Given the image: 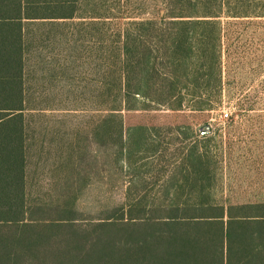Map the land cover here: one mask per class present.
<instances>
[{
    "label": "trees",
    "instance_id": "16d2710c",
    "mask_svg": "<svg viewBox=\"0 0 264 264\" xmlns=\"http://www.w3.org/2000/svg\"><path fill=\"white\" fill-rule=\"evenodd\" d=\"M152 7L114 31L108 0H0V264H264V202L213 203L191 174L195 199L182 201L177 174L210 165L197 146L160 185L163 203L132 197L145 182L132 172L127 203L102 218L80 211L101 165L123 161L131 173L137 154L158 152L133 125L142 113L204 112L183 90L198 88L199 72L220 83V19L248 17L222 15L218 0ZM92 141L103 159L89 158Z\"/></svg>",
    "mask_w": 264,
    "mask_h": 264
},
{
    "label": "rangeland",
    "instance_id": "374dc122",
    "mask_svg": "<svg viewBox=\"0 0 264 264\" xmlns=\"http://www.w3.org/2000/svg\"><path fill=\"white\" fill-rule=\"evenodd\" d=\"M130 1L134 3L131 7L126 0H108L115 9L111 22L114 31L135 20L139 13H148L144 19H149V14L157 11L152 7L153 0ZM140 2L143 7L137 6ZM218 2L223 6L222 15L234 13L248 17L223 16L220 19L223 28L220 83L208 82L204 73L199 72L196 74L198 88L183 90L184 94L201 98L204 112L187 110L184 115H177L162 108L142 113L143 117L134 120L133 125L147 127L146 138L157 145L158 152L137 154L131 173L123 161L117 166L107 164L108 161L97 172H92L93 180L82 190L79 199L80 211L85 216L102 218L109 211L106 207L127 203L132 172L145 177V182L133 187L132 197L146 195L147 203H163L158 192L160 185L180 167L193 146L198 147L197 157L203 155L210 165L203 175H195L189 169L177 174L178 185L183 186V202H193V190L199 186V183H186L183 178L187 174L193 179H203L202 185L209 191L208 200L213 203L227 206L229 203L264 202V0ZM215 76L217 79V73ZM89 144L92 148L89 158L100 154L103 159L105 146L94 141ZM42 146L46 149L47 144ZM50 146L52 157V149L56 146ZM36 159L31 158L30 166L36 164L37 173L42 171L43 164L36 163ZM38 186L42 193L50 189L45 176L39 177Z\"/></svg>",
    "mask_w": 264,
    "mask_h": 264
},
{
    "label": "built area",
    "instance_id": "2783aa9c",
    "mask_svg": "<svg viewBox=\"0 0 264 264\" xmlns=\"http://www.w3.org/2000/svg\"><path fill=\"white\" fill-rule=\"evenodd\" d=\"M225 118H228V114L227 113H224V115H223Z\"/></svg>",
    "mask_w": 264,
    "mask_h": 264
}]
</instances>
